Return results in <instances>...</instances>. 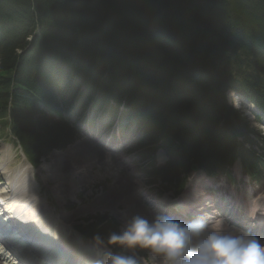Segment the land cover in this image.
Here are the masks:
<instances>
[{
	"label": "trees",
	"instance_id": "trees-1",
	"mask_svg": "<svg viewBox=\"0 0 264 264\" xmlns=\"http://www.w3.org/2000/svg\"><path fill=\"white\" fill-rule=\"evenodd\" d=\"M228 91L264 111V0H0V135L10 126L34 165L74 142L89 104L114 118L125 101L144 159H169L148 181L178 195L192 166L222 172L238 136L264 152ZM257 153L244 156L254 174ZM83 231L119 234L106 217Z\"/></svg>",
	"mask_w": 264,
	"mask_h": 264
},
{
	"label": "rangeland",
	"instance_id": "rangeland-1",
	"mask_svg": "<svg viewBox=\"0 0 264 264\" xmlns=\"http://www.w3.org/2000/svg\"><path fill=\"white\" fill-rule=\"evenodd\" d=\"M229 100L237 106L234 108L248 116L252 127L254 126L253 128L264 134V123L259 125L255 122L251 107L246 102L236 97H232ZM139 136L140 133H137L136 130L123 132V127L119 126L118 123L110 127V124L104 123V120L102 121V117L98 118L94 125L87 121L84 126H80V140L73 147L59 154L50 155L41 166L40 172L33 171L27 176L26 173L23 174L17 169H11V159L9 153L4 151L6 149L11 152L13 157L12 168L19 166L26 168L29 164L24 161V157L17 146L7 139L0 141V151H4V161L0 159V169L3 162L5 166H8L6 168L9 169L7 176L15 175L14 177L16 178V175L20 173L24 179L22 181H28L30 179L29 176L32 177L36 174H39L43 178V186L52 194L54 205H50L46 200L47 197H43L41 192L39 196L42 201H45H43L45 205L47 204L46 210L51 215L52 222L58 225V219L65 224V233L66 236H69L70 243L74 244L78 238H82L87 250L91 252V249L93 251L94 249H100L104 260L108 255L122 256L116 255L111 246L85 240L75 228L80 227L81 229H85L87 225L91 224L90 220L94 217H108L115 220L123 231L136 217L134 216L136 204H141L142 208L144 207L150 213H153V218L150 217L151 220L155 218L154 213L158 216H168L177 220L173 210L167 211L166 207L161 205V202L168 205H178L182 204L185 199V197L175 199L173 194L164 196L161 202L157 199V190L149 187L147 183L146 165L140 161V158L134 152L133 145L136 142L135 138ZM91 146H98L99 148L104 146L103 152L105 155L95 159L93 155H90L92 149H88ZM109 157L110 159H108ZM157 160L160 164L166 162L163 153L158 154ZM64 169L65 172L62 173ZM44 173H48V177H44ZM233 173L237 176L236 180L243 186H236L230 178L207 179L205 177V179H200L199 185L197 183L195 188V190L203 188L210 196L212 195L217 200H222L220 204L222 202L229 207V211L233 210L232 216L237 212L236 208L232 209L236 199H239L246 205L250 201L258 202L260 199H264V182L252 184V187H250L249 182L243 177L241 178L239 169L235 168ZM197 174L192 172L191 178L196 177ZM1 177L5 179L3 180ZM20 179L18 178V180ZM7 180L9 183L11 182L8 178ZM191 185L192 183H190ZM0 189H3V191H7L6 189H8L6 176H4V171L2 170H0ZM195 190L189 196H192ZM251 191H255L251 196L252 200L249 198ZM232 192H235V196H232ZM212 211H214L213 215L205 216L206 232L211 229L212 224L217 220H222L223 225L225 224L222 234H225L224 230H229V228L236 229L227 224V220L231 221L228 212L225 211L220 218L219 210L213 209ZM240 215L242 214L238 212L237 216L240 217ZM209 217L212 218L210 219ZM225 235L234 236L231 231ZM144 249L148 250V256L146 260L139 259L137 261L138 264H164L162 260L165 257L162 254L154 252L150 248ZM95 252L99 254L96 250ZM134 254L136 255V253ZM135 255L130 254L128 256L134 257Z\"/></svg>",
	"mask_w": 264,
	"mask_h": 264
},
{
	"label": "clouds",
	"instance_id": "clouds-1",
	"mask_svg": "<svg viewBox=\"0 0 264 264\" xmlns=\"http://www.w3.org/2000/svg\"><path fill=\"white\" fill-rule=\"evenodd\" d=\"M205 229L202 219L182 224L163 215L151 223L135 217L109 242L129 249L150 248L165 257L164 264H264V246L254 236L222 234V220H217L207 232ZM99 264L138 262L132 256L108 255Z\"/></svg>",
	"mask_w": 264,
	"mask_h": 264
},
{
	"label": "bare ground",
	"instance_id": "bare-ground-1",
	"mask_svg": "<svg viewBox=\"0 0 264 264\" xmlns=\"http://www.w3.org/2000/svg\"><path fill=\"white\" fill-rule=\"evenodd\" d=\"M88 149H90V150L92 149L91 150L92 152L90 155H93V157L95 159H98V158L105 155V153L103 152V148H99L98 146L97 147L91 146ZM108 159H110V157ZM111 159L113 160V158H111ZM4 166L5 165L3 163L2 167H4ZM6 167H8V166H5L2 170L7 172L6 174H9V169ZM28 168H29V170L31 169L30 167H28ZM64 172H65V169L62 171V173H64ZM14 176L15 175H8V177H7L11 181L9 183L10 191L8 189H6L7 191H4V192H7L6 194H4V193L0 194V197L2 199H4V204H3L4 205V211L3 212L9 213L7 216L8 219L10 220L9 222H11V224H13L15 227H17V225L15 223V221H16L18 224H20V227L22 226L23 228H25L26 229L25 232L33 237L31 241L34 243L37 242L38 246L41 245V247H42L45 244L47 248L49 246V247H51V249L54 248L55 251H57L58 253L60 252L63 256H65L64 258H66V260L68 261V264H79V263H77V260H80V261H86L87 260V262L89 264H99V261H98V258H97L95 251L91 250V252H90L88 250L87 251L84 250V244L85 243H84V241H82V239L78 238L74 242V244L70 243V240L68 238L69 236L66 237V235L64 234V231H63L64 226L59 225V224L55 225L52 222L51 215L48 214V212L46 210L47 206L45 205V203L42 200H39L36 197V187L31 184L30 179L28 181H22L24 179H23V177H21L20 173H19V175L18 174L16 175V178ZM200 177H204V176L202 174H198L196 179H199ZM18 178H21V179L18 180ZM64 178H65V176H64ZM15 179H16V183H15ZM198 182H199L198 180H195V186H194L195 188H196V185ZM194 190L188 189L187 190V196L185 198H187L189 196V194L192 193ZM207 193L208 192H205V190L203 188H201L199 190L196 189L194 194L187 198L185 207L189 208L194 203H196L197 201H200L203 198H207L206 201L207 202L211 201V204H210L211 206H209L208 204H207V206L202 205V207H198L199 210L197 211V213L198 214L203 213L204 216L208 217L210 214V210H211L212 206H215L216 209L218 207H217L216 203L214 201H212L213 198L208 199V198H210V196ZM5 197H9V198L5 199ZM109 197H110V195H109ZM114 200H116V199H114ZM202 201L203 200H201L200 202H202ZM133 202H134V200H133ZM253 207H259L260 208V210H259L260 214H261L260 220H261V222L264 223V212L262 210V209H264V200L262 202L255 203ZM139 208H141V209H139ZM222 208H224V207H222ZM135 209H136V213L134 214V216L142 217L145 220H147L149 223L155 221V219L158 217V215L154 213L155 218L151 220L150 217L153 218V213H150V211L146 210L144 207L142 208L141 204L140 205L136 204ZM225 210H227V208H225ZM224 225H223V227L225 228ZM230 231L233 233L234 236L246 235V234L238 231L237 229H231V228H229V230H224V233L229 234ZM21 232L23 233L22 230H21ZM25 237L28 239L27 236H25ZM27 246H28L27 244H23V245H20V248L28 249ZM49 251L51 252V250H49ZM51 253H53V252H51ZM63 256H60V257H63ZM69 258L74 259V260H71ZM83 258L86 260H84ZM164 260H165V258H164ZM164 260H162V261H164ZM45 261L47 262L46 259H45ZM51 264H54V261H52Z\"/></svg>",
	"mask_w": 264,
	"mask_h": 264
},
{
	"label": "water",
	"instance_id": "water-1",
	"mask_svg": "<svg viewBox=\"0 0 264 264\" xmlns=\"http://www.w3.org/2000/svg\"><path fill=\"white\" fill-rule=\"evenodd\" d=\"M194 170H196V168H194Z\"/></svg>",
	"mask_w": 264,
	"mask_h": 264
}]
</instances>
